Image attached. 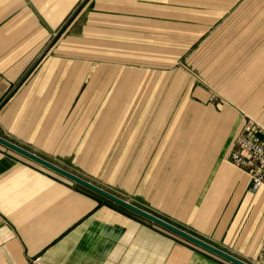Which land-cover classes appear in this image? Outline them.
<instances>
[{"label":"crops","instance_id":"crops-1","mask_svg":"<svg viewBox=\"0 0 264 264\" xmlns=\"http://www.w3.org/2000/svg\"><path fill=\"white\" fill-rule=\"evenodd\" d=\"M78 2L0 0V137L86 179L62 161L74 154L94 165L106 138L94 157L77 147L90 140L118 81H132L117 78L115 66L150 65L86 59V18L110 33L172 35L185 51L174 63L205 83L187 92V109L179 106L165 168L141 187V201L125 200L251 263L264 239V186L253 190L230 154L247 120L264 129V0H86L59 33ZM123 45L111 51L127 52ZM100 65L110 66L98 76ZM91 75L107 83L103 97L85 134L70 142L63 116ZM210 89L221 104L207 101ZM0 264L235 263L0 143Z\"/></svg>","mask_w":264,"mask_h":264},{"label":"rangeland","instance_id":"rangeland-1","mask_svg":"<svg viewBox=\"0 0 264 264\" xmlns=\"http://www.w3.org/2000/svg\"><path fill=\"white\" fill-rule=\"evenodd\" d=\"M85 1L79 0L74 9L70 11L68 18L56 28L59 29V33L68 21L70 22L71 15ZM85 22L89 34L85 40L86 59L93 57L101 60L102 58L107 60L110 57L131 61L145 59L150 62V65L124 68L126 70L115 66L114 71L117 70V78L122 76L127 80L132 79V81H118L117 89L108 100L106 108L102 110V118L90 140L86 145L77 147L78 151H83L81 153L83 156L94 157L102 138H106L94 165L90 168L84 167L85 165L82 163L78 164L76 158L78 159L79 155L75 156L74 154L68 155L62 163L71 167L86 180L93 181L95 185L121 198L139 202L141 201L139 194L141 187L151 185L156 180L158 169L165 168L164 152L167 146V137L172 134L175 127L173 120L179 106H184L187 109L189 106L187 92L194 93L198 86L204 85L202 83H205V79L203 76H198L197 80L200 82L194 81L195 78L191 77H194L193 74L196 76L199 72L194 71L192 74L194 69L179 66L177 64L179 61L174 63V59H178V57H180V61L183 60L185 51L172 46V35L153 33L134 35L132 32L125 33L123 30V32L116 33H112L114 32L112 30L110 33L108 28L96 29L97 26L94 25L100 24V19L86 18ZM88 24L90 25L88 26ZM106 24L109 25V22ZM118 26L125 25H120L118 20ZM73 31L76 32V29ZM94 32L96 33L94 34ZM58 39V34H54L53 42H57ZM69 42L74 41L70 40ZM123 44H126L127 52L118 49L111 51L116 48H124ZM96 65L97 62L86 67V73L89 75L92 70H99V65ZM100 66L101 72L98 76L109 70L108 66L110 65ZM175 66L179 67L176 69ZM93 72L96 75L97 72ZM187 72L192 76H189ZM174 74L175 76H173ZM87 78L81 84L82 92L70 101L68 112L63 116V127L66 125L68 128L67 135L70 142L78 137L81 139L87 131L95 112L93 111L94 106L103 97V92L101 94L99 92L103 91L102 88L107 84L97 83L96 80H93L92 75L89 77L92 80ZM173 85L177 86L178 93L176 89L172 90ZM207 99L209 103L216 106L223 102L220 92L216 89H210ZM55 112L57 113L56 110ZM168 116L169 121L163 127L162 120L164 117L166 120ZM112 123L114 124L112 125ZM83 127L85 132L80 136ZM107 132L108 136L106 137Z\"/></svg>","mask_w":264,"mask_h":264},{"label":"water","instance_id":"water-1","mask_svg":"<svg viewBox=\"0 0 264 264\" xmlns=\"http://www.w3.org/2000/svg\"><path fill=\"white\" fill-rule=\"evenodd\" d=\"M0 143H2L4 145L16 150L17 152H19V153L35 160V161L47 166L50 169L68 177L69 179L85 186L86 188H88V189H90V190H92L98 194H100L101 196L107 198L108 200L115 202V203L123 206L124 208H127V209H129V210H131V211H133V212H135V213H137V214H139V215H141V216H143V217H145V218H147V219H149V220H151V221H153V222H155V223H157V224H159V225H161V226H163V227H165V228H167V229H169V230H171V231H173V232H175V233H177V234H179V235H181V236H183V237H185L191 241H193L194 243L210 250L211 252H213V253H215V254H217V255L225 258V259L230 260L231 262H233L235 264H250V263L245 262V261H243V260H241V259H239V258H237V257H235V256L211 245V244H209L208 242H205L204 240L182 230L181 228L171 224L170 222H168V221H166V220H164V219H162V218H160V217H158V216H156V215H154V214H152V213H150V212H148V211H146V210H144V209H142L136 205H134L133 203H131V202H129V201H127V200H125V199H123V198H121V197L97 186V185H95L94 183H92V182H90V181H88V180H86V179H84V178H82V177H80V176H78V175H76V174H74V173H72V172H70V171H68V170H66V169H64V168H62V167L44 159V158L34 154V153H32V152H30V151H28L27 149L15 144V143L7 140V139L0 137Z\"/></svg>","mask_w":264,"mask_h":264},{"label":"built area","instance_id":"built-area-1","mask_svg":"<svg viewBox=\"0 0 264 264\" xmlns=\"http://www.w3.org/2000/svg\"><path fill=\"white\" fill-rule=\"evenodd\" d=\"M264 129L247 120L236 138L230 162L237 168L247 170L253 180V190L264 186ZM251 264H264V239Z\"/></svg>","mask_w":264,"mask_h":264}]
</instances>
